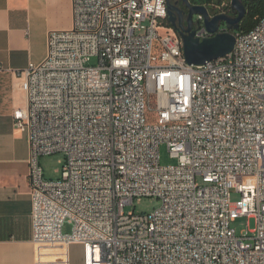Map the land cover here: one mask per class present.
Instances as JSON below:
<instances>
[{
  "label": "built area",
  "instance_id": "1",
  "mask_svg": "<svg viewBox=\"0 0 264 264\" xmlns=\"http://www.w3.org/2000/svg\"><path fill=\"white\" fill-rule=\"evenodd\" d=\"M71 4L72 28L16 73L33 242L79 245L83 264H264V16L228 55L188 66L165 0ZM192 30L210 37L201 15ZM56 154L60 177L46 180L40 160ZM143 198L159 206L125 212ZM245 216L255 229L236 235Z\"/></svg>",
  "mask_w": 264,
  "mask_h": 264
},
{
  "label": "crops",
  "instance_id": "2",
  "mask_svg": "<svg viewBox=\"0 0 264 264\" xmlns=\"http://www.w3.org/2000/svg\"><path fill=\"white\" fill-rule=\"evenodd\" d=\"M71 28V0H0V264H46L32 240L28 138L12 119L25 103L16 73L45 59L49 33ZM51 249L52 264H83L79 245Z\"/></svg>",
  "mask_w": 264,
  "mask_h": 264
},
{
  "label": "water",
  "instance_id": "3",
  "mask_svg": "<svg viewBox=\"0 0 264 264\" xmlns=\"http://www.w3.org/2000/svg\"><path fill=\"white\" fill-rule=\"evenodd\" d=\"M166 1L167 18L171 28L178 33L182 43L183 58L188 66H202L228 55L234 47V33L245 16L246 9L243 1L257 0H229L233 15H215L203 6H193L187 0H180L187 13L180 11L171 0ZM201 15L209 38L199 41L194 37L193 16ZM221 26H223L222 29ZM225 31V32H219Z\"/></svg>",
  "mask_w": 264,
  "mask_h": 264
},
{
  "label": "rangeland",
  "instance_id": "4",
  "mask_svg": "<svg viewBox=\"0 0 264 264\" xmlns=\"http://www.w3.org/2000/svg\"><path fill=\"white\" fill-rule=\"evenodd\" d=\"M176 1V0H172ZM193 20H196V15L193 16ZM168 21V18H167ZM169 24V22H168ZM170 26V24H169ZM171 27V26H170ZM193 28V26H192ZM223 26H221V29ZM161 33H163L161 31ZM176 33V31H175ZM177 35V34H176ZM178 36V35H177ZM179 37V36H178ZM96 59H92L89 63V66H96ZM159 162L162 167L166 166H175L177 161L170 157L167 147L165 145L159 146ZM64 161V157L62 154L51 155L47 157H43L40 160V166L43 170L44 177L46 180L55 181L60 177V171L62 167V163ZM241 195L235 192H231L230 194V202L235 204L240 201ZM159 206V201L154 198H143L140 201H135L132 206H128L125 209V212L128 214H149L153 210H155ZM231 229L235 231L236 235H239L241 232L252 231L255 229V220L249 217H241L237 219L235 222L231 223ZM71 233V225L66 223L62 228V234L67 235ZM43 251L45 250L49 254L44 256L42 262H46V264H52L56 260V256H52L51 253H55L52 245H42Z\"/></svg>",
  "mask_w": 264,
  "mask_h": 264
},
{
  "label": "trees",
  "instance_id": "5",
  "mask_svg": "<svg viewBox=\"0 0 264 264\" xmlns=\"http://www.w3.org/2000/svg\"><path fill=\"white\" fill-rule=\"evenodd\" d=\"M190 5L193 6H203L209 13L216 14L218 12V7L223 4L227 6L224 8V11L228 15H233V12L230 8L229 0H187ZM243 5L246 9L245 16L239 24V28L235 33L246 34L252 31L259 21L264 16V0H257L253 2L243 1ZM178 35V33L176 32Z\"/></svg>",
  "mask_w": 264,
  "mask_h": 264
},
{
  "label": "flooded vegetation",
  "instance_id": "6",
  "mask_svg": "<svg viewBox=\"0 0 264 264\" xmlns=\"http://www.w3.org/2000/svg\"><path fill=\"white\" fill-rule=\"evenodd\" d=\"M171 2H172L173 4H175L176 7H177L180 11L184 12L185 14L187 13V10H186L185 6L182 4V2H181L180 0H176V1H172V0H171Z\"/></svg>",
  "mask_w": 264,
  "mask_h": 264
}]
</instances>
